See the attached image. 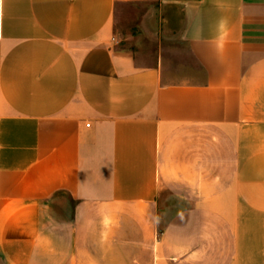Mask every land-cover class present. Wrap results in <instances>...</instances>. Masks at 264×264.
Returning <instances> with one entry per match:
<instances>
[{"label": "crops", "instance_id": "crops-1", "mask_svg": "<svg viewBox=\"0 0 264 264\" xmlns=\"http://www.w3.org/2000/svg\"><path fill=\"white\" fill-rule=\"evenodd\" d=\"M0 264H264V0H0Z\"/></svg>", "mask_w": 264, "mask_h": 264}, {"label": "rangeland", "instance_id": "rangeland-1", "mask_svg": "<svg viewBox=\"0 0 264 264\" xmlns=\"http://www.w3.org/2000/svg\"><path fill=\"white\" fill-rule=\"evenodd\" d=\"M144 12V7L129 5H125L118 10L117 27L122 38L127 37V35H130L132 32L136 35L142 34L138 25L140 17L144 14ZM144 37L145 41L153 40L146 38V36ZM155 45L156 43L153 41L151 49L157 48ZM162 46L165 56L170 57L173 60L175 59L176 62H185L187 60L188 54L181 43L166 41Z\"/></svg>", "mask_w": 264, "mask_h": 264}]
</instances>
